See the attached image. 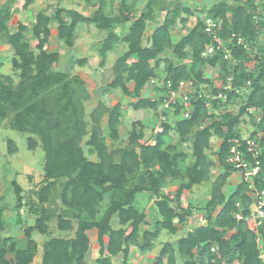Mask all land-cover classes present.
<instances>
[{"label":"trees","instance_id":"16d2710c","mask_svg":"<svg viewBox=\"0 0 264 264\" xmlns=\"http://www.w3.org/2000/svg\"><path fill=\"white\" fill-rule=\"evenodd\" d=\"M107 1L83 0L86 5L95 8L89 17L62 8L56 9L53 16L38 13L31 30L37 41L34 49L30 48L25 37L26 26L17 25L13 33L8 30L10 6L14 0H6L0 10V43L12 50L11 68L18 72L19 79L13 84L10 77L0 75V124L11 117L12 130L39 138L45 176L43 185L37 192L38 204L42 209L40 212L29 209L37 215V219L34 226L24 230L26 248L18 250L15 240L0 238V264L32 263L37 246L30 240V235L34 230L41 235L46 234L47 224L54 217V212L45 208V205L53 196L66 209L62 215L56 216L58 230H71V220L79 221L73 239H51L43 244L41 264H86L85 256L89 250L86 232L89 230L96 231L97 264H112L111 258L116 256H120L122 264H127L130 247H137L141 252L151 250V242L162 230L174 234L176 229L173 221L182 224L186 217H190L189 211L182 209L180 204L182 191L210 180L212 162L205 150L209 148L212 137L221 140L217 161L223 173L212 183L209 198L202 209L206 225L178 240L175 249L165 243L153 264H164V258L166 264H176L177 258L183 260V264H221L225 259L227 264H232V261L239 264H260L254 232L234 217L238 212L237 203L244 209L243 216L249 213L245 186L240 184L228 196L223 193L222 187L234 171L228 163V152L230 141L238 138L235 128L241 114L248 108L264 107V50L259 48L261 53L250 58L245 47L246 45L253 50L262 29L264 34V0L261 3V14L257 17L253 15L256 11L253 0H234L231 5L222 0L214 4L205 18L218 21L216 36L226 42L230 60L223 59V52H216L209 58L201 57L205 46L210 44L211 37L203 32L202 23L197 19L190 32L173 47V54L180 61L184 59V50L190 49L191 62L188 64H172L167 59L160 58V55L173 46L169 28L178 19L180 23H186V19L180 16L183 13L193 15L190 9L177 6L167 11V0H146L140 15L131 23L126 35L120 38L115 35L113 28L129 20L126 0L121 3L118 16L110 14ZM29 4L30 1H27L24 6L27 8ZM162 12L165 13L163 21L145 39L146 22L151 21L155 13ZM52 22L57 24V39L67 48L73 47L79 24L93 25L96 30L103 32L105 37L97 50L101 59L100 67L104 66L106 54L117 44L125 45L126 50L111 68V81L105 86L104 92L120 90L125 96L136 100L131 106L134 111L157 110L162 105L164 99L161 97L158 100L141 98L142 89L150 80L157 78L162 63L165 64L162 69L165 73L164 81L169 82L173 90L177 89L180 82L191 81L195 86L208 84L209 81L203 78L206 67L219 71V79L223 87L228 89L225 92L221 90L225 98L215 99L208 109L205 98L196 96L191 101L192 111L189 117L177 120L173 127L180 143H185L192 135L190 164L185 165L188 157L186 153L172 145L169 133L173 129L169 124H163V132L157 134L153 144H148L140 143L143 140V127L140 122H134L128 138L130 146L109 151L104 144L98 119L102 114H107L108 137L112 141L117 140V127L122 118L120 104L111 109L100 104L90 113L94 126L85 146L89 148L90 154L95 153L97 161L92 162L86 158L80 143L87 134L83 102L88 100L89 95L79 77L56 71L58 53L49 54L44 51ZM250 59L255 62L256 75L246 70L245 63ZM85 62V59L74 61L79 66H83ZM130 82L134 86L131 92L126 86ZM245 83H250L251 90L238 115L216 116L214 111L236 99L238 95L235 90ZM214 93L218 94L217 91ZM180 109L176 105L172 114L179 116ZM259 127L264 128V119L259 122ZM254 136L253 134L252 138ZM8 144L9 152L13 153L12 143ZM262 144L260 160L264 162V137ZM27 147L33 150L37 143L29 138ZM115 157H118L117 160ZM135 174H138V181L128 188L129 177ZM168 180L179 183L173 200L160 193ZM262 180L264 174L259 175L256 185L259 186V181ZM12 187L17 207L20 208L21 190L15 182H12ZM143 192L154 197L153 204L160 220L155 224L154 232L142 233L140 244L139 230L145 224V216L133 207V202L135 196ZM107 194H111L108 207L96 220L99 214L98 204ZM172 201L175 202V208L171 206ZM1 213L0 209V231L3 228ZM113 216H116L121 227L126 226L129 231L113 230L110 226ZM260 233L264 234V228L260 229ZM211 248L215 252L212 253Z\"/></svg>","mask_w":264,"mask_h":264},{"label":"rangeland","instance_id":"374dc122","mask_svg":"<svg viewBox=\"0 0 264 264\" xmlns=\"http://www.w3.org/2000/svg\"><path fill=\"white\" fill-rule=\"evenodd\" d=\"M27 1H30V5L26 8L24 5ZM121 0H113L114 5L110 7L111 13L114 15L118 14V9L120 8ZM136 3L134 5V10L130 13L132 18L129 20H135L140 13L142 12V8L145 4L146 0H134ZM222 0H167L166 1V9L167 11L172 10L173 8L180 6L182 8H188L192 11L193 15L182 14L180 18L186 19V23L182 24L179 22V19L176 21L175 25L169 28V34L171 37V42L173 46L169 49H166L161 55L160 58L167 59L172 64H188L191 62V51L189 48L184 50V59L182 61L176 59L173 54V47L180 41L181 38L186 36L192 27L194 26L197 19L201 21L202 26L206 23L205 15L209 11V9L216 3ZM254 6L256 7V11L253 12V15L257 17L258 14H261V3L262 0H253ZM227 4H233L234 0H226ZM6 4V0H0V10ZM64 8V9H76L80 11L83 15L90 16L94 13L95 8L90 6H86L83 0H14L13 4L10 6V18L7 23V27L9 32L15 31L17 29V25L20 23L25 24L27 28V34H25L26 39L29 44L36 45V41L32 36V28L35 23V17L38 13H44L45 15L53 16L56 9ZM141 11V12H140ZM165 13H155L154 17L151 21L146 22L144 38L150 37L153 31L157 26L161 24L163 21ZM131 17V16H130ZM217 28L214 30V35L219 29L218 21ZM52 23H50L51 25ZM55 28L53 29V34L56 31L57 24L53 23ZM52 26V27H53ZM128 24H124L122 26H117L116 31L118 34H125L127 30ZM204 29V28H203ZM204 32V30H203ZM56 35V34H55ZM51 36L50 41L46 45L48 50H53L59 53V60L56 66V71L62 73H68L71 76L82 77L89 86V90L94 88L92 93L89 92L88 88L85 87L87 94L89 95L88 100L83 102L84 108V120L86 122V136L80 143L81 148L89 161L96 160L95 153L92 155L88 152L89 148L85 146V142L89 137V133L94 126L90 113L97 108L100 104L104 105L106 108L111 109L116 104H120L122 108V118L120 123L118 124L119 131V139L115 142H112L108 137L107 131V114H102L98 119V125L102 131V137L104 140V144L106 145L108 150L117 151L123 148H127L130 146L128 142V138L130 135V124L134 121H138L141 123L143 130L144 139L141 140L140 143H151L155 141L157 136L156 129L158 128L159 118L161 116L166 117L168 120L169 126L173 129L174 124L177 120L181 119V115H174V108L163 109L162 105L157 110H141L134 111L131 107V103L134 102L130 99L125 98V95L117 90L112 94H107L104 92L105 86L111 80L112 66L116 59L126 50L124 45H117L113 48L112 51L106 54V58L104 61V67H100V57L98 56L97 50L99 48L100 43L104 39L105 35L103 32L98 31L94 28L93 25H78L76 28V43L74 40L73 46L75 48H69L64 46V44L57 39V36ZM209 36V35H208ZM211 36V35H210ZM209 36V37H210ZM53 37V38H52ZM213 37V36H211ZM218 47H220L221 51L226 50V42L221 39H215ZM213 40L211 39L210 44L205 46L203 53H206L207 49L212 46ZM144 45L146 43L144 42ZM255 48L253 50L247 49V53L250 58L253 55H258L261 53L259 48L264 50V34L263 29L254 44ZM46 48V49H47ZM47 50V51H48ZM220 52V50L218 51ZM202 53V54H203ZM201 54V55H202ZM13 57L12 50L9 46L0 43V75L8 76L12 79L13 84L18 82V72L11 68V59ZM203 58H209L210 55L206 54L205 56H201ZM80 59H85V64L83 66H79L75 64L74 61H78ZM229 61V60H228ZM235 62H232L234 64ZM153 65V62H151ZM165 64H161L160 70L157 72V80L164 81L165 73L164 68ZM246 70L248 72L254 73L256 75L257 69L255 62L253 60H249L248 63H245ZM203 78L209 81L206 85H193L191 81L184 82L183 93H188L190 98V108L192 110V102L195 100V97L201 96L206 100V106L208 109L211 108V102L215 99L223 100L225 98V94L221 92L227 91V87H223L222 81L219 79V71L217 69H212L206 67L203 71ZM81 79V78H80ZM228 82H230L228 80ZM84 83V82H83ZM264 87V82L262 83ZM148 90L146 92L145 97H149L153 100H158V98L165 99L164 91L157 89L155 86L148 83ZM96 89V90H95ZM250 83L248 85H243L241 88L235 90V93L238 95L236 99H234L231 103L222 106L219 110L214 111L216 116H223L225 114H229L231 117H235L240 112V109L245 106L247 101V97L250 94ZM215 91L218 92L215 95ZM157 92V93H155ZM156 94V95H155ZM91 95V98H90ZM164 101V100H163ZM192 101V102H191ZM163 104V103H162ZM188 108V103L184 104ZM185 108V109H187ZM248 108L244 113L241 114L239 118V123L235 128L236 134L238 138L236 139L238 142L248 140L252 138L254 134L255 139L264 137V128L259 127V122L262 119L263 112L260 108L257 111L250 110ZM184 110V108L182 109ZM249 110L251 112H249ZM218 119V118H217ZM11 117H8L6 120L2 121L0 124V208L4 210L3 213V225L5 227V231L2 234L4 237H11L19 243V246L22 248L24 243L27 245V239H25L24 228L28 226H34L37 215L34 216L29 209H36L38 212L41 211V207L38 204L37 192L42 187L43 182L45 180L44 172H43V151L41 149L39 138L25 133H19L14 131L10 127ZM120 125V126H119ZM170 140L172 145L176 146L178 150L186 153L188 156L185 160V165H188L192 162L191 156V137L189 136L188 140L185 143H180L179 138L175 134L174 129L169 133ZM32 138L36 143L37 147L33 150H29L27 147V139ZM232 139V140H234ZM9 142L12 143L14 147V152H9ZM221 140L217 137H212L209 142V148L205 150V154L208 156L209 160L212 162V167L210 169V180L204 182L199 187L191 188L192 192L196 190L202 189L204 191V197H201L200 200H192L195 194L189 192V190H184L181 193L180 204L182 209L188 210L190 213V217H186L188 220V224H184V227L180 229L178 235L182 238H185L190 230H195L198 224L202 223L200 217L205 218V213L202 211L204 204L209 198V192L212 183L215 179L223 173V170L219 167L217 161V154L219 150ZM262 142V140H261ZM118 157H115L117 160ZM138 181V174H135L129 177V182L127 187H132ZM12 182H15L17 186L21 190L22 197V207H17L16 197L14 195V190L12 187ZM241 183V172L234 169L228 179L224 182L222 187L223 193L228 196L231 194L237 186ZM179 183L173 181H166L163 188L161 189V195H165L166 197L175 196L174 191L178 188ZM176 193V192H175ZM58 194V192H57ZM183 195V196H182ZM193 195V196H192ZM111 199V194L105 195L102 202L98 204L99 214L96 216V220L99 219L104 211L107 209L108 204ZM170 199V198H169ZM154 197L150 193H139L135 196L133 207L140 213H143L144 216H148L147 222L140 226L139 234L143 230H153L155 224L160 220L159 215L154 207ZM192 201V203L190 202ZM183 201V202H182ZM171 206L173 208L176 207L175 202L172 201ZM190 206V207H189ZM45 208L54 212V217L48 223L49 233L47 235H41L36 230L33 231L30 235V240L36 243L38 250L36 251V255L33 260V264H41L42 261V253H43V244L48 240L53 238L66 239L71 237V234L60 232L57 228L56 216L62 215L63 211H66L65 208L61 205L59 199L56 196H53L50 201L45 205ZM153 209V213H148L149 209ZM155 211V212H154ZM178 211V210H177ZM238 211H241L238 209ZM179 213V211L177 212ZM203 213V215H202ZM149 214V215H148ZM216 214V213H215ZM214 214V215H215ZM213 215V216H214ZM78 219L71 220L72 231L76 230ZM185 222V221H184ZM183 222V223H184ZM175 225H179L176 220L173 221ZM182 223V224H183ZM204 224V221H203ZM110 226L113 230L125 229L127 232L129 228L126 226H120L116 216H113L110 222ZM121 227V228H120ZM201 227V226H200ZM195 228V229H194ZM24 229V230H23ZM71 231V232H72ZM190 231V232H192ZM171 234V233H170ZM168 232H162L156 241V246L153 251L142 254L141 251L137 247H130V258L127 260V264H138L137 259L142 258L144 256L143 264H147L152 262V260L156 257L158 251L161 249L165 242H169L174 239L172 235ZM261 234V233H260ZM141 235V234H140ZM264 237V234H261ZM177 237V236H176ZM180 237V238H181ZM89 238V250L85 256L86 264H97L96 259L98 258V244L96 241V233L94 231L88 232ZM181 238V239H182ZM106 241V240H105ZM139 241H141L139 237ZM172 243H176V241H171ZM172 245V244H171ZM175 245V244H174ZM17 247V245H16ZM26 248V247H25ZM18 250L20 248H17ZM24 249V248H23ZM215 252V251H214ZM228 259V258H227ZM166 258H164V264ZM112 264H122V260L120 256H116L111 258ZM184 261L177 258L176 264H183ZM221 264H227V260L225 259ZM232 264H239L237 261H232Z\"/></svg>","mask_w":264,"mask_h":264},{"label":"built area","instance_id":"2783aa9c","mask_svg":"<svg viewBox=\"0 0 264 264\" xmlns=\"http://www.w3.org/2000/svg\"><path fill=\"white\" fill-rule=\"evenodd\" d=\"M203 28L205 34L213 36H210L213 43L212 46L207 49L206 53L202 52L203 54L201 56L208 54L212 57L220 50V52H223V59L226 61L230 60L228 51H221L217 42L214 41L218 39L216 36L217 32L214 35V30L217 28L216 21L206 19ZM238 41L242 43L241 40ZM149 83L166 93V97L162 104L163 109L174 108L178 105L181 107V118L187 119L189 117L192 110L190 108L189 94L182 92L184 82H180L175 90L171 88L169 82L163 80L159 83L157 79H152ZM248 84L249 83H245L244 86ZM185 103L189 104L188 108L184 105ZM183 108L184 110H182ZM250 110L257 111L259 109L251 108ZM250 110L249 112H251ZM260 110L263 112L262 119H264V107L260 108ZM163 124H168V120H166V117L161 116L159 118L158 128L155 130L157 134L163 132ZM261 140L262 138L256 140L255 137L240 142L236 139L231 140L228 152V163L231 164L235 170L241 172V183L245 186L246 196L249 199V203L246 205L249 213L243 216L242 211L244 209L240 203H237L236 208L241 211H238L234 217L236 221L244 222L246 226L254 232L256 236L255 244L258 252V260L260 264H264V237L260 234V229L264 228V180L259 181V186L256 185L259 175L264 174V162L260 160L263 151ZM210 251L213 253L215 249L211 248Z\"/></svg>","mask_w":264,"mask_h":264},{"label":"crops","instance_id":"0c3cea01","mask_svg":"<svg viewBox=\"0 0 264 264\" xmlns=\"http://www.w3.org/2000/svg\"><path fill=\"white\" fill-rule=\"evenodd\" d=\"M122 1L123 0H121L120 1V8L118 9V14H119V11H120V9H121V3H122ZM108 2V10L110 11V7H112L113 5H114V3H113V0H108L107 1ZM146 2V1H145ZM135 1L134 0H126V4H127V8L129 9V12H128V17H129V19L130 18H132V15L130 14L133 10H134V5H135ZM30 5V4H29ZM87 7H88V5H86ZM64 9V8H63ZM64 10H74V11H76V12H78L79 14H81L82 16H84V17H89V16H86V15H83L80 11H77L76 9H64ZM131 11V12H130ZM141 12V11H140ZM110 14L112 15V16H118V14L117 15H114L113 13H111V11H110ZM91 16V15H90ZM131 16V17H130ZM134 21V19L131 21V20H128L127 22H124V23H122V24H117V25H115L114 26V28H113V31H114V33H115V35H117L118 37H124L125 35H126V33H127V31H128V29H129V27H130V25H131V23ZM55 24V22H52V24ZM20 24H22V25H24L25 26V24H23V23H20ZM49 25V29H50V36H49V41H50V38H51V36H54L55 34V36H57V33H56V31H55V33L53 34V29L52 28H55V26H53V25ZM124 24H128V27H127V30H126V33L125 34H118L117 33V31H116V28H117V26H122V25H124ZM79 25H82V24H79ZM53 26V27H52ZM78 27V26H77ZM13 32H15V31H12V33ZM29 32H27V34H28ZM76 34V33H75ZM53 38V37H52ZM75 40V43H76V38L74 39ZM36 41V40H35ZM30 45V48L31 49H34L35 48V46L37 45V41H36V45H34L33 47H32V45L31 44H29ZM117 45H124V44H121V43H119V44H117ZM116 45V46H117ZM46 46H48V45H45V47H44V51H46L47 53H49V54H53V53H58V52H56V51H53V50H48V48L46 47ZM115 46V47H116ZM124 47H125V45H124ZM10 48V47H9ZM47 48V49H46ZM73 48H75V46H73ZM66 49H69V48H66ZM48 50V51H47ZM59 54V53H58ZM104 67V66H103ZM112 74V73H111ZM112 76V75H111ZM81 78V80L84 82V85H85V87L86 88H88V90H89V86L87 85V83H86V81L84 80V79H82V77H80ZM111 81V80H110ZM127 89L131 92V91H133V89H134V86H133V83H127ZM96 90V89H95ZM147 90H148V86H145L143 89H142V91H141V98L142 99H147V100H153V99H151V98H149V97H145L146 95H144V94H146V92H147ZM94 91V88H92L91 90H89V92L90 93H92ZM114 92H116V91H112V92H110V93H107V94H112V93H114ZM155 93H157V92H155ZM156 95V94H155ZM90 98H91V95H90ZM125 98H127V99H130V100H132V101H134V102H132L131 103V106H132V104L133 103H135L136 102V100H134V99H131V98H129V97H127V96H125ZM119 104V103H118ZM122 109V108H121ZM138 111H141V110H138ZM121 115H122V111H121ZM107 119H108V117H107ZM121 120L123 121V118H121ZM137 122V121H136ZM132 123H134V121L132 122ZM132 123L130 124V127L129 128H131V125H132ZM120 126V125H119ZM117 131H118V127H117ZM144 131V130H143ZM170 136V135H169ZM118 139H119V131H118ZM143 139H144V136H143ZM156 139V138H155ZM112 141V140H111ZM116 141V140H115ZM115 141H112V142H115ZM154 142H151V143H148V144H153ZM109 151H111V150H109ZM93 155V154H92ZM95 157H96V155H95ZM97 161V158H96V160H93L92 162H96ZM203 184V183H202ZM201 184V185H202ZM200 186V185H199ZM199 186H195V187H199ZM195 187H193V188H195ZM177 191V189H175V191H174V194H175V192ZM184 191V190H183ZM186 191V190H185ZM189 192H191V193H193V194H195V197L193 196V199L192 200H200L201 199V197H203V198H205L204 197V191L202 190V189H199V190H196L195 192H192V189H190L189 190ZM183 196V195H182ZM170 199H171V197H169ZM205 200H206V198H205ZM183 202V201H182ZM190 202L192 203V201L190 200ZM1 209V208H0ZM21 209V208H20ZM2 210V213H1V222L3 223V213H4V210L3 209H1ZM155 212V211H154ZM32 213V212H31ZM148 213H153V209L152 208H150L149 209V211H148ZM34 216H36L34 213H32ZM154 214V213H153ZM149 215V214H148ZM202 215H203V213H202ZM113 218V217H112ZM147 218H148V216H146L145 215V221L147 220ZM37 219V218H36ZM188 220H191V218H187L186 220H185V222L183 223V224H177V225H175V223H174V226H175V229H176V232L174 233V234H170V235H172L173 237H174V239L173 240H171V241H176V243H177V241L178 240H180L182 237L181 236H179L178 235V233H179V231H180V229H182L183 227H184V224H188ZM200 220H201V222L202 223H200V224H198V226L196 227V228H198V227H200V226H205L206 225V222H205V218H203L202 216L200 217ZM203 221H204V224H203ZM147 222V221H146ZM145 222V223H146ZM49 223V222H48ZM6 227V226H5ZM5 227H4V225H3V228H2V230L0 231V238H5V239H8V238H10V239H13V238H11V237H4V236H2V234L1 233H3L4 231H5ZM28 227H32V225L31 226H28ZM28 227H26V228H28ZM26 228H24V229H26ZM121 228V227H120ZM23 229V230H24ZM148 229L149 230H143L140 234H139V237H140V239H141V236H142V233L144 232V231H149V232H154V229L153 230H150V227H148ZM195 229V228H194ZM60 231V230H59ZM72 230H68V231H60V232H63V233H68V234H70V233H72L71 234V237H69V238H66V239H64V240H70V239H73L74 238V230L71 232ZM92 231H94L95 233H96V231L95 230H89V231H87L86 232V235H87V237H88V232H92ZM167 232V231H165V230H162L161 232H160V234L162 233V232ZM190 231H192V230H190ZM190 231H187V232H190ZM33 233V232H32ZM49 233V227H48V224H47V232H46V234L45 235H47ZM160 234H159V236H160ZM159 236L157 237V238H155L151 243H152V248H151V250H149V251H147V252H150V251H153L154 250V248H155V246H156V241L158 240V238H159ZM177 236V237H176ZM181 237V238H180ZM53 239H60V238H53ZM13 240H15V239H13ZM51 240V239H50ZM88 240H89V238H88ZM16 241V245H17V248H20L19 250H24L25 249V247H26V244L24 243V245L22 246V248L19 246V243L17 242V240H15ZM49 241V240H48ZM171 241H169V242H165V243H168V244H172L171 246L175 249L176 248V243H172ZM89 243H90V241H89ZM139 243L140 244H142V241H139ZM164 243V244H165ZM163 244V245H164ZM175 244V245H174ZM24 248V249H23ZM162 248V247H161ZM37 250H38V247H37ZM161 250V249H160ZM159 250V251H160ZM140 251V250H139ZM159 251H158V253H159ZM147 252H141L142 254H144V253H147ZM158 253H157V255H158ZM156 255V256H157ZM130 256L131 255H129V258H130ZM144 256L147 258V256L146 255H143V257L142 258H139V259H137V263L138 264H143V259H144ZM155 259V258H154ZM154 259L152 260V262H150V263H147V264H153V261H154ZM34 260V259H33ZM31 264H33V261H32V263Z\"/></svg>","mask_w":264,"mask_h":264}]
</instances>
